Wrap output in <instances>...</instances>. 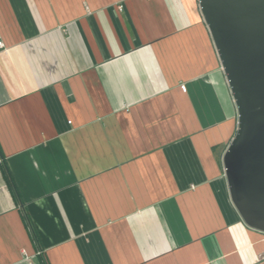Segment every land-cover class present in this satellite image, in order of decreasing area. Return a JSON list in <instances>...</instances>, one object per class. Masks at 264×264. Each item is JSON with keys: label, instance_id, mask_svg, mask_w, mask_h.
I'll return each instance as SVG.
<instances>
[{"label": "crops", "instance_id": "0c3cea01", "mask_svg": "<svg viewBox=\"0 0 264 264\" xmlns=\"http://www.w3.org/2000/svg\"><path fill=\"white\" fill-rule=\"evenodd\" d=\"M197 4L0 0V264L264 257L229 198L237 112Z\"/></svg>", "mask_w": 264, "mask_h": 264}, {"label": "water", "instance_id": "95a60500", "mask_svg": "<svg viewBox=\"0 0 264 264\" xmlns=\"http://www.w3.org/2000/svg\"><path fill=\"white\" fill-rule=\"evenodd\" d=\"M197 1L237 112L222 156L229 198L264 233V0Z\"/></svg>", "mask_w": 264, "mask_h": 264}, {"label": "built area", "instance_id": "2783aa9c", "mask_svg": "<svg viewBox=\"0 0 264 264\" xmlns=\"http://www.w3.org/2000/svg\"><path fill=\"white\" fill-rule=\"evenodd\" d=\"M0 50H5V48H4V44L0 41ZM180 88L182 89V90H185V87L183 86V84H181L180 85Z\"/></svg>", "mask_w": 264, "mask_h": 264}]
</instances>
